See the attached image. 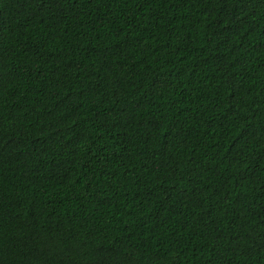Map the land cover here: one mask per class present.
<instances>
[{"label":"trees","instance_id":"1","mask_svg":"<svg viewBox=\"0 0 264 264\" xmlns=\"http://www.w3.org/2000/svg\"><path fill=\"white\" fill-rule=\"evenodd\" d=\"M0 264H264V0H0Z\"/></svg>","mask_w":264,"mask_h":264}]
</instances>
